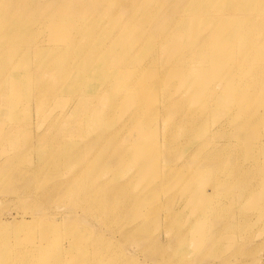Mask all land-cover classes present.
<instances>
[{
    "label": "rangeland",
    "instance_id": "1",
    "mask_svg": "<svg viewBox=\"0 0 264 264\" xmlns=\"http://www.w3.org/2000/svg\"><path fill=\"white\" fill-rule=\"evenodd\" d=\"M236 1L221 0L220 5H232ZM133 2L125 11V13L131 14L130 24L135 21L133 11L138 5L140 7L156 5L158 11L165 8L159 12L160 15L165 11H167L166 13L172 11V13L178 14V19L171 23V26L178 20L186 28H192L203 15L215 19L226 15L231 10V8L223 10L217 0H133ZM137 3L138 5H136ZM198 6L201 7V10H198ZM200 13L202 16H198ZM241 13L243 12L241 11ZM244 13L249 17H257L255 16L257 13L251 9L245 10ZM153 23L154 21H152ZM227 23L229 24V22ZM131 29H137L140 33L146 31L137 23L135 28ZM154 31L159 32L160 27ZM238 31L242 33L243 39L255 35L254 33H263L262 38H264V29L256 31L252 28V24H247L246 21H244L243 27L234 26L233 30L224 31V33H237ZM204 33L210 32L205 31ZM195 35L197 33L193 34L189 31L188 38L193 39L197 37ZM185 38L188 39L186 35ZM181 46V42L178 41L174 50ZM158 47L154 46L153 49ZM142 52L139 49L134 56H139ZM163 58L164 53H160L158 50L152 54V61ZM37 59L38 55L34 54L29 55V62L25 58L27 64L22 71L26 72L28 63L32 67ZM149 68V78L152 77L150 82H154V77L150 72L152 69L150 66ZM164 69L167 68L163 66L157 71L163 72ZM117 71L118 69L115 73ZM146 72L144 65L141 66L138 70L140 75L136 78L135 84L139 83ZM16 73L21 76L20 72L16 71ZM210 73L211 71H209V75ZM249 73L251 72L245 71V74ZM172 76H166L165 80L172 81L174 85L178 79L177 77L171 78ZM12 77L16 81L14 83L16 85L18 80H15L14 76ZM185 81H178L174 85L175 91L173 90L171 93L175 92L176 95L184 90L186 94H190V84L193 81L190 83ZM29 82L33 83L36 88L43 84L41 80ZM207 83L208 78L203 84L204 88ZM102 85L113 86L105 98L82 94V90L79 89L71 94L65 92L55 95L57 100L52 106L54 107L53 111L56 109L52 115L56 114L57 117L54 131L47 128L48 120L52 117L44 118L42 115V110L52 103L45 100L44 103L39 104L36 99V88L32 89L31 95L28 97L15 100L22 105V108L14 111V114H17L13 120L14 126L10 116L2 110L3 90L0 87V225L5 226L0 227V241H5L4 244H0V264L10 263L12 258L8 256L11 249L17 255L16 258L22 257L20 252L28 250L31 252L30 256L42 253L37 261V264H42L43 260H54L59 250L68 248L76 251L62 256L58 264H222L220 257L225 256H229L228 264H236L235 261L240 264H264V243H261L264 240V182L259 188L254 187L258 182L264 181V175L259 176L255 171L251 176V181L247 182L249 185L243 190H238L237 187L221 183L225 179L224 168L233 167L234 159L218 160L206 157L202 160L201 158L210 151L212 146L216 148L222 143L231 147V154L237 152L236 150L240 151L234 138L231 141L232 137H219L212 133L217 122L225 117L226 112L222 110L223 101H212L213 99L206 98V96L196 97L194 102L196 104L187 101L188 108L186 109L195 110L197 119L203 123L205 120L207 121L205 127L208 126L210 132L207 133L206 138L207 141L213 142V145H203L200 149L195 148L196 151H200V154L198 157H193L189 154L193 153L195 145L202 138L192 139L194 138L191 133L192 129L178 132L174 135L175 137H168L166 129L169 127L166 126V122L162 121V110L153 112V116L144 118L145 120L142 117H136L123 126L118 122L101 124L100 115L92 113L88 116L87 122L76 126L72 113L77 112L76 118L81 116L78 105H81L80 100L84 97H87V100L96 99L101 103V107H104L105 99L116 98L118 105L124 109L122 112L118 111V115L126 114V109L130 104V99L127 98L132 96L127 92L131 91L119 89L113 82H105ZM128 88L132 89L130 86ZM166 88L167 86L164 84L159 90L162 93L166 91ZM6 92L5 90L4 93ZM263 94L264 88L261 87L260 92L253 95L252 111L257 112L264 108L261 106L264 104ZM93 110H96V107L90 109L89 113ZM184 111L185 109L182 114ZM119 120L121 118H118ZM146 126H149L148 134H154L155 141L153 144L144 145L142 151L151 149L150 153L155 154V158L150 159L151 161H143L142 158L140 163L138 151L132 152L136 148V144L131 145V143L132 139L136 138L133 133L137 131L138 135L140 132H145ZM220 132L218 131L217 134ZM5 133L9 138L12 137L15 143L5 141ZM46 133L53 134L52 139L56 142L50 143L49 139L42 141ZM262 133L264 135V130ZM1 135H4V138ZM97 135L100 137L98 138ZM111 135L112 137H110ZM168 138L173 143L172 145L168 143ZM244 148L247 155L250 145L245 142ZM167 151L173 156L171 163L165 156ZM12 154L16 155L11 156ZM60 156H65L63 162L58 161ZM239 156L241 165H243L242 162H253L247 160V157L243 155ZM261 156L262 154L258 158L259 162L257 158L254 159L256 167L257 165L264 167V155L263 158ZM5 159L7 160L5 161ZM4 161L6 164L3 166L1 163ZM23 168L30 169V173L24 177L18 175L22 174ZM193 169L196 171L194 172ZM76 170L81 172L80 177H77L79 178L76 184L77 189H92L98 184L101 187V191L98 193L107 199H104L103 204L99 201L95 204L79 198L64 199L61 198V190L54 192L58 186L50 184L55 179L66 177L67 174ZM154 170H157L156 172L159 174L157 177ZM187 170H190L191 174ZM213 170L214 172L215 170L220 171V174L214 173ZM144 172L152 174V179L144 180L143 178L146 177ZM13 176L22 177L20 179L17 177L16 181ZM172 177L174 180L171 179ZM185 177L189 178L185 179ZM10 178L11 180H9ZM183 178L184 182L180 185L181 181H178ZM168 179L173 180L171 181L173 183L170 184ZM247 180L249 179L247 178ZM118 184L122 188L121 193H127L126 195L123 193L122 196L120 193L113 194L112 187ZM12 185L13 189H11ZM178 185L180 187H177ZM213 185L216 194L211 203L216 205L200 217L203 220L200 219L203 227L190 231V224L196 219L195 216H199L198 211L205 206L204 195L201 197L200 193L203 189L207 190L209 186ZM14 189L15 191H13ZM253 189L255 190L253 191ZM174 190H177L175 194ZM152 192L161 201L162 207L157 211V215L155 212H150L139 225L137 235L130 237L129 234H125L126 229L133 226L140 218L134 219L135 215H140V211L134 214L137 209L136 199L141 194L147 195ZM147 207H150V204L143 207V212L147 210ZM185 210H187L186 215L182 213ZM99 211L110 215L111 221L105 223L100 220L97 217ZM181 214L183 218L178 221ZM23 216L26 220L28 219V222L26 221L27 223L22 226L15 225L14 223L20 221ZM239 218L250 220L249 225L244 228L238 227ZM245 223L247 222L245 221ZM40 228L47 229L42 231ZM47 239L49 246L44 248ZM180 241L182 244L179 243ZM236 246H238L236 251L231 250ZM86 248L91 251L98 248L104 250L105 254L96 262L88 253L82 251ZM183 248L187 249L186 253L182 252ZM116 259L119 260L116 261ZM44 262L48 263V261ZM18 263L17 260L15 264ZM22 264H33V262L27 261Z\"/></svg>",
    "mask_w": 264,
    "mask_h": 264
},
{
    "label": "bare ground",
    "instance_id": "2",
    "mask_svg": "<svg viewBox=\"0 0 264 264\" xmlns=\"http://www.w3.org/2000/svg\"><path fill=\"white\" fill-rule=\"evenodd\" d=\"M220 1L217 0L223 10L231 8L226 15L212 19L205 15L202 16L200 13L198 16L202 17L198 19L197 24L192 26V28H186L178 20L171 26V23L178 19V14H174L172 11L171 13H166L167 11H165L160 15L159 12L165 8L158 11L156 5L140 7L138 5L139 2L133 11L135 21L130 24L131 14L125 13V11L134 3L133 0H0V87L3 90L1 97L3 99L2 110L10 116L12 121L15 120L17 114H14V111L22 108V105L15 100H21L31 95L32 89L36 87L29 81L41 80L43 84L36 88V99H38L37 102L39 104L44 103L45 100L52 103L45 110H42V115L44 118L47 116L52 117L48 120L47 128L54 131L57 117L56 114L55 116L52 115L56 111V109L53 111L54 107L52 106L57 100L54 97L55 95L65 92L66 94H71L79 89L82 90V94L105 98L113 86H104L102 84L113 82L117 84L119 89L123 88L124 91H131L127 92L128 95L132 96L127 98L130 99V104L126 109V114L121 113L122 116L118 115V111L122 112L124 109L118 105L116 98L112 100L105 99L103 101L104 107H101V103L96 99L87 100V97H84L80 100L81 105H78L81 116L76 118L77 112L72 113L76 126L87 122L88 116L92 113L100 115L101 124L118 122L123 126L133 121L136 117L149 118L153 116V112L162 110V121L166 122V126L169 127L166 129L168 137H175L174 135L178 132L181 133L183 130L189 131V129H192L191 133L194 136L192 139L202 138L201 141L198 139L199 141L195 145L193 153L189 154L193 157H198L200 151L196 150L202 148L203 145H213V142L207 141L206 138L207 133L210 132L208 126L205 127L207 121L205 120L203 123L198 120L196 111L186 109L188 108L186 103L187 101L194 103L197 99L196 97L201 96L211 98L213 99L212 101L222 100V110L226 114L214 126L212 133L219 137H232L231 141L234 138L237 142L235 144L237 148H240V151L236 150L237 152L231 154V147L222 143L216 148L212 146L210 151L201 158L202 160L206 157L218 160L234 159L233 167L224 168L225 179L221 183L243 190L249 185L247 182L251 181V176L255 171H257L256 173L259 176L264 175V167L259 165L256 167L254 164V159L257 158L258 160L261 154L262 158L264 155V135L262 133L264 130V108L257 112L251 110L253 95L259 93L261 87L264 88V38H262L263 33H254L255 35L243 39L242 33H239L240 30L237 33H224V31H231L234 26L243 27L244 21L247 24H252V28L256 31L263 30L264 5L263 0H237L232 5H220ZM249 9L257 13L255 15L257 16L256 18L254 16L249 17L244 13L245 10ZM198 10H201L200 6H198ZM210 20L213 22H209ZM152 21H154L153 24ZM136 23L146 29L145 33H140L137 29H131L135 28ZM158 27H160V31L155 32L154 29ZM189 31L193 34L197 33L195 36L198 38L189 39ZM205 31L210 33H204ZM185 35L188 39L185 38ZM178 41L181 42L182 46L174 50ZM154 46L159 47L153 49ZM139 49L143 52L139 56H134ZM155 50L164 53V58L152 61V54ZM30 54L38 55L37 62L33 63L32 67L28 63L26 72L22 71L27 64L25 58L29 62ZM142 64L147 72L144 73L139 83L135 84L136 78L140 75L138 70L143 66ZM111 65L113 66L109 67ZM149 66L152 69L150 72L154 77V82H150L152 77L149 78ZM163 66L167 69H164L163 72L157 71ZM117 69L118 71L115 73ZM16 71L20 72L21 76L17 75ZM209 71H211L210 75ZM245 71H250L251 73L245 74ZM171 75H173L171 78L177 77V82L180 80H186L188 83L193 81L190 84V94H186L184 90L176 95L174 94L175 92L171 93L177 83L173 85L172 81L165 80L166 76ZM12 76H14L15 80H18L16 85L14 84L16 81L13 80ZM207 78L208 83L204 88L203 84ZM164 84L167 88L166 91L161 93L159 88ZM129 86L132 89L128 88ZM5 90L7 91L6 93H4ZM101 93L103 94L101 95ZM261 98L263 97L261 96ZM59 105L61 106V103ZM261 106H264V104ZM93 107H96V110L89 113V110ZM200 108L202 109V107ZM184 109V114H182ZM118 118H121V120L118 121ZM156 124L158 123L156 122ZM13 125L15 126L14 121ZM218 131H221L220 134H217ZM148 132L149 126H146L145 132H140L138 135L137 131L133 133L136 138L135 140L132 139L131 145L136 144V148L132 152L138 151L140 163L142 158L143 161H151L150 159L155 158V154L150 153L151 149L142 151L144 145L153 144L155 141L154 134L149 135ZM4 135L5 141L15 143L12 137L9 138L7 136V133ZM4 135L1 136L4 138ZM52 136L54 135L46 133L42 141L49 139L50 143H55L56 141L52 139ZM97 137L99 138L100 136L97 135ZM245 142L250 145L247 155L244 148ZM168 143L170 145L173 144L169 138ZM195 148L197 149L195 150ZM15 155L12 154L11 156ZM239 155L241 157L243 155L247 157V160H252L253 162H242L243 165H241ZM165 156L170 163L173 161V156L168 151ZM64 158L65 156H60L58 161L63 162ZM4 162L1 163L3 166L6 164ZM154 171L157 177L159 174L156 172L157 170ZM187 171L190 173V170ZM193 171L195 172L196 169H193ZM215 172L217 171L215 170ZM28 173H30V169L23 168L22 174L18 175L24 177ZM144 174L146 176L143 178L144 180L152 179V174L147 172H144ZM217 174H220V171ZM80 175L81 172L76 170L71 174H67L66 177L55 179L50 185L58 186L57 189H54V192L55 190H61V198H69L70 200L79 198L83 201H91L95 204L99 201L103 204L104 199H107L98 193L101 191V187L98 184L92 189H77L76 184L79 180L77 177H80ZM226 176L228 177L226 178ZM17 177L19 176L14 177L15 180ZM71 177L72 179H70ZM171 179H168L170 184L174 180ZM180 181V185H182L184 178L179 179L178 182ZM263 182H258L254 187L259 188ZM214 185L212 187L209 186L207 190L203 189L200 193L201 197L204 195L205 206L203 208L200 207L199 216H195L196 219L190 224V231L203 227L200 217L216 205L212 204L213 202L211 203L216 194L213 189L215 188ZM177 187L180 186L178 185ZM11 189H13V185ZM121 189L118 184L112 187V192L115 195L119 193L121 196L122 193L126 195L127 193H121ZM173 192L175 194L177 190ZM154 194L152 192L147 193V195L141 194L137 197V209L134 214L140 211V215H135L134 219L136 217L140 218L133 226L126 229L125 234L135 237L138 233L139 225L145 220L146 216L150 212H155L157 215L162 203ZM148 204H150V207H147V210L143 212V207ZM25 211L28 212L27 210ZM182 213L186 215L187 210ZM97 217L105 223H109L112 219L110 215L102 211H99ZM182 218L183 215H179L178 221ZM27 220L23 216L20 221L18 220L14 224L22 226L28 222ZM249 222L250 220L239 218L238 227H247ZM0 227L5 226L0 225ZM46 229L40 228L42 231H46ZM46 242L44 248L49 246L48 239ZM4 243L5 241H0V244ZM179 243L182 244L181 241ZM261 243H264V240ZM236 249H238V246L231 250L236 251ZM182 250L183 253L187 252L185 248ZM74 251L76 250H70V248L61 249L56 253L54 260H43L42 264H58L62 256ZM82 251L88 253L96 262L105 254L104 250L98 248L94 251L88 248ZM30 253L29 250L20 252L22 257L18 256L16 258L17 255L11 249L8 257L12 259L10 263L6 264H15L17 260L19 261L18 264L27 261L37 264L38 258L42 256V253L32 256H30ZM220 258L222 264H228L229 256ZM112 260H115L114 257ZM118 260L116 259V261ZM44 261H48V263ZM234 263L240 264V262L236 261Z\"/></svg>",
    "mask_w": 264,
    "mask_h": 264
}]
</instances>
